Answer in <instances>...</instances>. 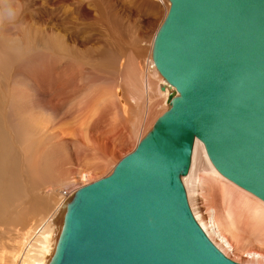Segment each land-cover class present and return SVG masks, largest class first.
<instances>
[{
    "label": "water",
    "instance_id": "water-1",
    "mask_svg": "<svg viewBox=\"0 0 264 264\" xmlns=\"http://www.w3.org/2000/svg\"><path fill=\"white\" fill-rule=\"evenodd\" d=\"M151 58L167 110L112 172L74 193L48 264H239L195 220V140L264 202V0H167ZM165 88L161 87V91Z\"/></svg>",
    "mask_w": 264,
    "mask_h": 264
},
{
    "label": "bare ground",
    "instance_id": "bare-ground-1",
    "mask_svg": "<svg viewBox=\"0 0 264 264\" xmlns=\"http://www.w3.org/2000/svg\"><path fill=\"white\" fill-rule=\"evenodd\" d=\"M14 51H0L2 75L8 76L5 71H9L12 80L18 79L17 84L33 94L13 88L14 98L31 112L27 121L29 129L19 127L12 120L4 128L0 120V213L15 204L19 192L30 189L28 180H43L39 157L44 150L67 149L78 168L77 176L65 184L66 193L56 196L54 210L38 220L36 227L31 225L29 230L37 233L29 235L26 249L16 254L11 262L12 257L8 256L4 263L48 264L64 216L60 222L56 218L70 193L112 169L125 148H134L167 110L166 100L174 89L159 75L151 56L144 60L143 66L128 56L123 61L117 60L114 68L112 53L105 66L92 71L73 68L66 73L60 71L61 66L50 57L34 53L17 56ZM47 64L58 71L61 78L38 89L35 77ZM50 84H56L54 89ZM161 87L165 90L161 91ZM12 103L10 98L3 108L8 114L12 113ZM63 107H67L66 113L55 121L57 111ZM42 114L49 117H40ZM38 142L41 147L38 146L31 156L30 150ZM182 182L191 212L211 242L226 257L228 254L245 256L249 258L246 262L264 264V202L219 174L198 140H195L189 173ZM54 185L47 183L41 187V194L49 196L56 190ZM197 202L204 208H197ZM207 203L210 204L205 206ZM216 204L220 209L217 210ZM248 244L252 245L251 249H243ZM4 259L0 257V264Z\"/></svg>",
    "mask_w": 264,
    "mask_h": 264
},
{
    "label": "rangeland",
    "instance_id": "rangeland-1",
    "mask_svg": "<svg viewBox=\"0 0 264 264\" xmlns=\"http://www.w3.org/2000/svg\"><path fill=\"white\" fill-rule=\"evenodd\" d=\"M167 8H169L167 0H0V51L4 50L5 53V50H15L14 54L17 56L34 53L46 58L50 57L61 66L60 71H66V73H70L73 68L92 71L95 67L105 66L112 53L114 68L117 60L123 61L128 59V56L130 60L134 59L136 64L140 63L143 66L144 60L151 56L149 46L164 20ZM5 72L8 74L6 77L0 70L1 123L4 128H7L9 120H12L19 127L29 129L27 121L31 112L29 109H24L23 105L21 106V102L14 98V94L19 89L24 93H33L28 92V88L19 86L18 79L12 80L9 77V71ZM35 78L37 88L42 89L41 87L48 86L49 81L59 80L61 75L47 64ZM115 83L114 81L113 85ZM55 85L50 84L51 89H54ZM13 88L14 90L17 88L16 91ZM10 98L13 105L12 113L8 114L3 108L9 103ZM15 103L19 104L14 105ZM66 111L67 107L59 109L58 118H55V121L64 116ZM40 117L49 116L42 114ZM144 136L142 135V138ZM38 146L41 147L40 142L30 150L31 156ZM135 147L125 148L115 165ZM39 159L43 180H28L27 187L30 189L26 188L24 193L19 192V198L15 204L0 213V254H2L0 257L5 258L2 264L7 263L8 256L12 257L11 262L16 254L26 249L24 246L27 245L29 235L37 233L29 229L32 226L36 227L38 220L54 210V200L64 192L66 193L65 184L77 176L78 168L65 148H61L58 152L44 150ZM113 168L97 176L90 183L108 176ZM47 183L55 184L56 190L49 196H43L40 190ZM77 189L79 188L70 193L64 209L59 212L60 216L56 218L59 222L64 216L66 205ZM217 206L218 204L215 206L217 210L220 209ZM197 208H204V205L197 202ZM24 233L27 236L23 235ZM251 246L248 244L243 249H249ZM228 257L239 264H256L246 262L249 258L245 256L240 258L228 254Z\"/></svg>",
    "mask_w": 264,
    "mask_h": 264
}]
</instances>
